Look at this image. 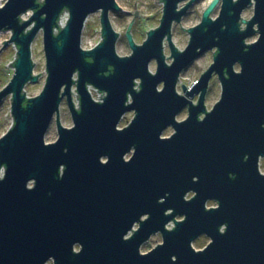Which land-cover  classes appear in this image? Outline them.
I'll use <instances>...</instances> for the list:
<instances>
[{"label":"water","instance_id":"water-1","mask_svg":"<svg viewBox=\"0 0 264 264\" xmlns=\"http://www.w3.org/2000/svg\"><path fill=\"white\" fill-rule=\"evenodd\" d=\"M155 1L164 4L160 26L138 45L133 20L126 57L111 20L123 12L118 0L0 6V34L12 32L4 47L17 48L14 76L0 92V105L12 97L14 120L0 139V264H264V0H213L199 25L181 26L190 34L184 51L173 28L198 0ZM99 12L102 39L86 50V23ZM41 32L48 77L30 98L25 88L41 77L32 54ZM214 50L210 68L180 94L182 73ZM215 75L222 95L209 111ZM64 101L71 128L60 122ZM128 113L134 119L119 128ZM54 120L59 137L46 143ZM169 128L174 133L163 137ZM159 234L163 242L142 253ZM202 236L210 242L197 250Z\"/></svg>","mask_w":264,"mask_h":264},{"label":"rangeland","instance_id":"rangeland-1","mask_svg":"<svg viewBox=\"0 0 264 264\" xmlns=\"http://www.w3.org/2000/svg\"><path fill=\"white\" fill-rule=\"evenodd\" d=\"M8 0H0V4L4 5ZM213 0H199L189 11L187 16L183 19L181 24H175L173 28V41L175 46L180 50L184 51L189 44L190 34L188 31L182 29V27L186 30H189L197 25H199L202 21L203 13L208 8L210 3ZM137 2V4H136ZM119 5L123 8L122 13H111V20L114 29L118 32L121 37L117 43V53L121 57L130 56L132 54V50L129 46V43L126 38L127 31L133 22L132 27V35L135 42L138 45H142L143 42L147 39V32L151 30H155L160 26V22L164 12V4L156 3L155 0H118ZM135 5H137V9L141 12L142 16H136ZM220 7L215 10L212 17L216 18L219 15ZM32 12L25 15L23 17L24 20H29L32 16ZM145 16V17H143ZM254 16V7L249 8L243 14V19L251 20ZM66 19L68 15L64 16ZM136 17V18H135ZM149 17V18H147ZM101 13H96L89 17L86 27L83 34V42L82 47L86 50L91 47L97 46L102 39L101 35V24H100ZM135 18V19H134ZM182 26V27H181ZM12 37V32H3L0 34V92L10 83L14 76L15 69L14 67H9L10 64H13L17 59V48L15 45H10L7 48L4 47L5 44L3 42L9 41ZM258 39V36H255L252 39L247 41L248 44L255 42ZM4 47V48H3ZM216 51H210L204 54L201 58L196 60L191 66H189L181 75L178 92L180 94H184L183 85L187 88H191L200 77L210 68L213 64L214 53ZM33 61L35 65L34 74L40 75V80L37 84L30 83L25 88V92L28 97H36L40 95L45 87L48 74L46 72V56L44 51V43H43V32H41L36 38L33 48ZM165 54L167 56V63L171 65L173 63L172 59H170L171 52L168 44L165 48ZM239 71V66L235 68ZM157 63L156 61H152L150 64V71L152 73H156ZM43 73V74H42ZM162 88V86L160 87ZM91 93L93 98L97 101H102L101 94L98 90L91 88ZM77 93L74 95V101L78 104L79 100L77 99ZM222 95V86L215 75L212 81L210 82L209 91L206 97V107L210 111L212 108L219 102ZM12 97H8L3 101L0 105V139L6 135L9 130L13 126V116H12ZM195 102H198V98L195 99ZM135 117V113H128L123 120L119 124V128H125L129 126L132 120ZM188 117V111H183L177 118L178 121H183ZM60 122L62 126L66 128L73 127V120L70 114L68 104L66 101L61 106L60 112ZM174 133L172 128L167 129L163 137H170ZM58 135V127L56 120L53 121L51 128L49 129L46 136V143H54L57 141ZM261 172L264 173V159L261 161ZM192 198V194L188 197ZM208 206L216 207L214 202H210ZM178 220H181L180 218ZM163 242L162 236L156 235L152 237V239L146 243L142 248V253H148L152 249L156 248ZM210 242V239L206 236H202L194 242V247L197 250H203ZM48 264H54L53 261H50Z\"/></svg>","mask_w":264,"mask_h":264},{"label":"flooded vegetation","instance_id":"flooded-vegetation-1","mask_svg":"<svg viewBox=\"0 0 264 264\" xmlns=\"http://www.w3.org/2000/svg\"><path fill=\"white\" fill-rule=\"evenodd\" d=\"M198 1H199V0H198ZM198 1H197V2H198ZM197 2H196V3H197ZM196 3H195V4H196ZM195 4H194V5H195ZM219 7L221 8V6H219ZM251 7H254V6H251ZM251 7H249V8H251ZM249 8H248V9H249ZM191 9H192V8H191ZM191 9H190V10H191ZM248 9H247V10H248ZM216 10H217V9H216ZM121 13H122V12H121ZM196 98H198V97H196ZM196 98H195V99H196ZM194 102H195V100H194ZM195 103H196V102H195ZM185 110L188 111V109H185ZM185 110H184V111H185ZM183 121H184V120H183ZM169 129H170V128H169ZM127 158H130V156H128ZM262 160H263V159H262ZM262 160H261V161H262ZM260 169H261V162H260ZM192 197H193V195H192ZM187 199L189 200V198H187ZM190 199H191V198H190ZM214 203H215V202H214ZM215 204H216V203H215ZM216 206H217V204H216ZM207 207L210 208L209 206H207ZM135 229H136V230L138 229V225L135 227ZM76 250L78 251L79 248H76ZM144 254H145V253H144Z\"/></svg>","mask_w":264,"mask_h":264},{"label":"built area","instance_id":"built-area-1","mask_svg":"<svg viewBox=\"0 0 264 264\" xmlns=\"http://www.w3.org/2000/svg\"><path fill=\"white\" fill-rule=\"evenodd\" d=\"M4 5L0 4L1 7H3ZM64 18H62V21H61V26L62 27H64L66 25L68 17L66 19H64ZM93 48H95V47H91L90 49H93ZM90 49H88V50H90ZM172 226H173V224H171L169 228H171Z\"/></svg>","mask_w":264,"mask_h":264}]
</instances>
